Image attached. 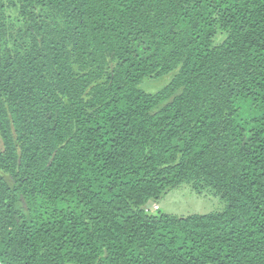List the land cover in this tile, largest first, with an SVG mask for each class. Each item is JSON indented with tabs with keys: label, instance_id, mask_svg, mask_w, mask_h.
I'll return each mask as SVG.
<instances>
[{
	"label": "trees",
	"instance_id": "obj_1",
	"mask_svg": "<svg viewBox=\"0 0 264 264\" xmlns=\"http://www.w3.org/2000/svg\"><path fill=\"white\" fill-rule=\"evenodd\" d=\"M0 261L264 264V0H0Z\"/></svg>",
	"mask_w": 264,
	"mask_h": 264
},
{
	"label": "rangeland",
	"instance_id": "obj_2",
	"mask_svg": "<svg viewBox=\"0 0 264 264\" xmlns=\"http://www.w3.org/2000/svg\"><path fill=\"white\" fill-rule=\"evenodd\" d=\"M172 72L159 77H145L139 87L148 93H155L166 85ZM226 201L207 187H196L192 183H182L167 191L158 201L148 204L145 211L150 214L186 215L221 211Z\"/></svg>",
	"mask_w": 264,
	"mask_h": 264
},
{
	"label": "water",
	"instance_id": "obj_3",
	"mask_svg": "<svg viewBox=\"0 0 264 264\" xmlns=\"http://www.w3.org/2000/svg\"><path fill=\"white\" fill-rule=\"evenodd\" d=\"M0 264H4V263H2V262L0 261Z\"/></svg>",
	"mask_w": 264,
	"mask_h": 264
}]
</instances>
